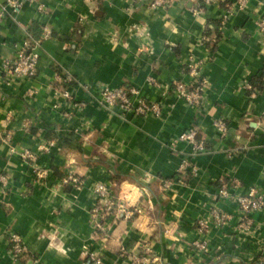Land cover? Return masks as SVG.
Listing matches in <instances>:
<instances>
[{"label":"crops","instance_id":"1","mask_svg":"<svg viewBox=\"0 0 264 264\" xmlns=\"http://www.w3.org/2000/svg\"><path fill=\"white\" fill-rule=\"evenodd\" d=\"M18 1L22 8L8 6L0 19V264H85L86 250L104 264H127V253H141L145 243L153 249L152 264H264V212L251 216L255 226L247 236L238 231L237 206L218 197L223 177L239 184L233 195L251 188L264 194V90L245 89L264 73V37L256 26L264 0H245L244 8L224 0L205 9L197 1L172 0L150 11L129 0ZM7 3L0 0V11ZM45 28L52 36L42 42L37 76L19 79L5 70L28 34L41 38ZM191 56L205 61L202 110L171 89L175 80L192 82ZM62 74L80 86L61 84ZM102 86L134 87L162 113L105 110L94 101ZM64 88L86 106L74 107ZM218 119L228 123L224 138L214 127ZM190 129L205 150L198 154L188 142L172 149ZM26 150L37 159L25 161ZM69 172L82 177V189L62 184ZM97 183L137 208L134 218L97 228ZM213 207L233 220L202 235L196 224ZM12 234L27 247L19 259ZM202 241L208 252L195 247Z\"/></svg>","mask_w":264,"mask_h":264},{"label":"built area","instance_id":"2","mask_svg":"<svg viewBox=\"0 0 264 264\" xmlns=\"http://www.w3.org/2000/svg\"><path fill=\"white\" fill-rule=\"evenodd\" d=\"M131 4H146L148 10H155L158 8L167 7L171 4L172 0H129ZM199 2L205 9L213 5H221L224 0H193ZM240 7H246L245 0H239ZM8 6H12L15 10L22 8L23 3L18 0H8L7 6H2L0 11V19ZM43 11V7L40 8ZM226 14H230L231 10H226ZM227 15L224 16L225 18ZM256 26L259 29L260 34L264 37V16L256 21ZM51 32L45 28L41 38L28 34V39L23 45V48L17 52V56L5 64V70H10L16 78L33 80L37 76L38 67L41 58V47L43 40H47L51 37ZM207 40L204 39L203 43ZM205 61L199 60L195 56L189 58L187 64V73L192 82L186 84L183 81L175 80L171 86L172 91L182 99L187 105L192 106L197 110H202L206 101V94L208 90V80L203 75ZM63 79L59 78L61 84L79 85L80 83L72 76L62 74ZM153 84L154 80H150ZM247 91L255 92L251 83L245 85ZM99 97L94 101L105 110H114L120 108L124 113L134 114L140 117L147 116H160L162 113V107L157 102L142 99L139 97L140 92L134 87H123L118 89H111L109 87L102 86L99 88ZM62 96L66 98L74 107L83 108L85 103L77 102L73 99L68 89H62ZM214 127L221 138H224L229 130L228 123L224 119H218L214 121ZM0 136H4L0 127ZM5 137V136H4ZM8 137V135L6 136ZM182 142H188L193 146L196 153H200L205 150V143L199 139L198 133L195 129H190L187 132L181 134L171 144L172 149H176L177 145ZM41 149H45L44 146ZM22 158L27 161H35L38 157L37 153L31 151L21 152ZM187 163L182 167V170L187 169ZM181 170V171H182ZM194 174L198 173L197 167L192 168ZM2 181L7 184L5 178ZM218 197L221 203H233L237 206L238 213L240 215L238 231L244 235H251L255 222L252 219V215L257 212H264V194L260 193L257 189L251 188L246 195H233L232 189L239 184L231 181L227 177L221 178L219 181ZM64 186H71L77 190L82 189L85 186V181L82 177L73 172H69L62 180ZM169 184L166 183V186ZM95 195L98 199V204L94 207L92 212V218L97 224V228L104 229L105 222L109 220L118 219L119 217L125 220H132L138 212L137 208L131 206L126 201L117 197L112 190V187L103 183H97L94 187ZM233 217L218 207H213L208 217L201 218L196 224V229L202 235L209 234L213 228H224L228 226ZM195 247L202 252H208V246L206 241H202L195 244ZM11 250L13 256L19 259L27 253V247L25 246L23 239L16 234L11 236ZM85 257V264H104L103 258L90 250H86L83 253ZM128 255L127 264H152L155 260L153 258V249L150 245L144 244L143 250L139 254Z\"/></svg>","mask_w":264,"mask_h":264},{"label":"trees","instance_id":"3","mask_svg":"<svg viewBox=\"0 0 264 264\" xmlns=\"http://www.w3.org/2000/svg\"><path fill=\"white\" fill-rule=\"evenodd\" d=\"M217 28L219 29V26H217ZM35 36H38V35H35ZM251 84L253 85L255 92H261L262 90H264V73L260 76L254 77L251 81ZM68 86L71 87L70 84H67V87ZM62 141L66 146H69L71 148L81 149V147L79 146L80 144L78 145L72 140L62 138Z\"/></svg>","mask_w":264,"mask_h":264}]
</instances>
